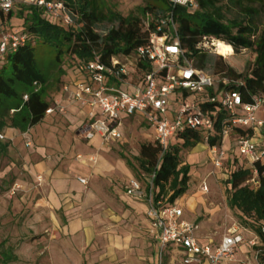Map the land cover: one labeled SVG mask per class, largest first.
Returning a JSON list of instances; mask_svg holds the SVG:
<instances>
[{
  "label": "trees",
  "instance_id": "obj_1",
  "mask_svg": "<svg viewBox=\"0 0 264 264\" xmlns=\"http://www.w3.org/2000/svg\"><path fill=\"white\" fill-rule=\"evenodd\" d=\"M47 1L63 2L75 15V24L63 25L36 4H26L16 12L0 13V33L22 32L27 36L24 47L0 61V132L13 128L25 133L42 122L51 106L48 98L53 88L60 84L69 70L77 72L82 63L95 60L110 65L111 59L117 56L135 59L134 53L149 44L153 32L159 35L167 33L174 37L170 18H173L177 28L182 52L193 62L196 61L195 66L205 73L207 55L199 49L202 39L213 38L232 46L235 53L225 57L222 66L215 64V73L224 75L222 79H216L220 89L238 90L245 104L252 103L255 97L264 96V22L254 9L256 5L264 9V0H196V8L173 7L169 0H158L164 3L163 8L147 4L139 10L141 15L130 13L128 16L110 10L105 12V6L100 0ZM225 2L243 9L242 13L244 17L248 15V19L241 17L224 24L226 18L220 4ZM157 11L163 16H158ZM14 21L21 22V25H15ZM105 22L115 26L102 37L95 27ZM235 29L236 32H233ZM39 47L54 50L55 54L49 62L44 63L39 59ZM241 51H251L255 55L253 64L246 65L245 60L239 56ZM231 59H235V65L230 62ZM136 69L131 77L134 83H138V77L144 73L151 72V63L148 60H137ZM223 79H228L229 85L224 86ZM35 83L40 86L38 90L34 87ZM25 95L28 96L26 102L23 100ZM185 95L187 97L189 94ZM214 96L215 93L210 90L204 97L208 99ZM200 105L211 114L215 122L214 133L207 141L201 130L188 131L181 136L182 143L171 145L162 158L161 148L155 141L140 150L137 161L141 174L151 176L155 173L153 190L156 191V200L166 197V203L173 204L187 194L191 168L182 163V152L191 151L202 143L210 148L222 145V129L224 124H229V112L219 101H206ZM234 132L242 133V130L234 128ZM9 146V143L0 141V157L8 154ZM238 158L235 155L224 169L230 188L227 205L231 210L240 212L243 218L240 228L257 238L259 244L254 249L262 263L264 163L255 165L258 187L252 188L248 182L254 178L253 170L244 164H237ZM127 163L131 167L128 160ZM16 260L15 257H5L7 262Z\"/></svg>",
  "mask_w": 264,
  "mask_h": 264
},
{
  "label": "built area",
  "instance_id": "obj_2",
  "mask_svg": "<svg viewBox=\"0 0 264 264\" xmlns=\"http://www.w3.org/2000/svg\"><path fill=\"white\" fill-rule=\"evenodd\" d=\"M169 2L173 7H197L196 0ZM26 3L43 8L50 17L65 26L75 24V15L63 2L28 0ZM12 11H17L16 0H0V13L7 14ZM169 23L174 37L167 33H151L149 44L134 53L135 59L117 56L111 59L110 65H104L97 60L82 63L77 70L81 76L80 80L71 84L64 83L62 91L69 95L72 101L90 107L89 130L99 136L106 145L122 139L123 118H145L155 131V142L161 148V158L170 149L171 138L181 139L188 131H205L204 140L207 141L214 133L215 122L200 104L219 101L231 118L228 120L229 124L223 125L222 145L209 147L213 155V165L219 170L223 168L228 154L224 145L234 133L237 144L232 151L243 159L242 165L253 170L254 178L248 184L253 183L258 187L255 165L262 163L264 159V118L259 116L264 109V96L255 97L252 103L245 104L238 90L220 89L216 78L199 70L193 60L184 55L173 18H170ZM26 41L27 36L22 32H1L0 61L24 47ZM210 41L213 46L217 40L204 37L199 49L204 50ZM137 60H148L152 70L138 77V83H134L131 77L137 71ZM229 83L228 79H223L224 86ZM34 87L37 90L40 88L36 83ZM210 90H213L215 96L206 99L204 96ZM186 93L189 94L187 97ZM23 100L26 102L28 96H23ZM55 111L54 108H49L46 115ZM60 112H64V109L60 108ZM234 128H240L242 133H235ZM4 140L5 136L0 132V141ZM29 145L28 143L27 146ZM154 179L155 173L149 176L151 189L148 192L138 180H131L126 195L134 199H148L150 233L156 242L158 256L162 257L168 248L174 247L181 252L183 264L235 262L238 246L243 242L238 233L240 227L235 224L216 246L203 245L197 235L198 226L183 219L182 208L167 204L164 199L156 200L153 191ZM80 182L84 185L87 183L84 179ZM203 191H209L207 185L203 186ZM258 244L255 238L252 245Z\"/></svg>",
  "mask_w": 264,
  "mask_h": 264
},
{
  "label": "rangeland",
  "instance_id": "obj_3",
  "mask_svg": "<svg viewBox=\"0 0 264 264\" xmlns=\"http://www.w3.org/2000/svg\"><path fill=\"white\" fill-rule=\"evenodd\" d=\"M26 1L28 0H16V10L23 9V6L27 4ZM100 1L105 6V12L108 10L115 11L123 16H128L130 13L141 15L139 10L146 7L147 4L158 9L164 7V3L158 0ZM243 4L247 5L246 2ZM220 5L226 18L223 20L224 24L232 23L228 21L245 16L240 7H234L226 2ZM254 7L264 22L263 7L260 5ZM157 12L158 16H163L160 11ZM244 18L248 19V15ZM18 24L21 25V22H15V25ZM114 26L105 22L97 24L95 29L100 36L104 37ZM233 32H236V29ZM222 43L226 42L222 41ZM203 53L207 55L205 71L217 80L222 79L224 75L215 73V64L222 66L225 58L215 52L211 41L206 45ZM234 53L235 51L231 46L227 54L230 56ZM38 54L39 59L47 63L55 53L52 48L39 47ZM239 56L245 60L246 65L253 64L255 60V55L251 51H241ZM230 62L235 65V59H231ZM194 64L196 65L197 62L194 61ZM123 123L125 125L124 138L121 142L111 146V152L116 157L121 158L123 155L130 162L133 177L148 192V189H151L149 176L141 174L137 157L143 146L153 144L155 131L143 117H134L133 119L132 117H125ZM75 132L78 133L79 131ZM202 134L205 137L206 132L203 131ZM86 143L83 140L81 144L75 143L74 146L83 147ZM179 143H182L181 139L171 138L172 146ZM25 149L28 150V147ZM200 149L196 146L191 151L181 153L182 163L191 168L189 190L186 194L187 198L182 204L186 208L184 209L186 218L199 226V236L202 239L218 240L235 224L239 227L241 224L243 225V218L239 211L231 210L227 205L230 188L227 185L228 177H226L224 169H216L209 160L207 151ZM73 159L77 165H89V158L85 156H76ZM262 163H264V159ZM23 167L24 158L18 150L16 152L10 151L7 155L0 157V259L2 253L7 252L6 257L14 258L15 254H19L22 258L34 259L36 264H45L48 254L45 248L50 247L51 242H53L50 238V230L54 227L50 215L51 209L44 201L45 188L41 185L42 183L32 181L31 186H28L30 178ZM77 179L79 180V178ZM85 180L87 181L86 186H88L89 181ZM130 181L121 183V189L125 193ZM204 185H207L208 192L202 190ZM249 186L257 188L253 183H250ZM155 194L156 191H154V196ZM143 202L147 204L149 209L148 199ZM103 205L106 208H111L106 201ZM100 206L102 205H96L95 202H92L89 205V211L86 213H84L82 206H78L77 210L70 214V221H76L81 228L76 235H70L66 238L70 244H75L80 248L78 251L80 264H181L180 257L169 248L162 257L156 253V242L150 233L151 220L148 211L145 216L149 222V227L143 228L142 223L139 225L131 224L134 229L130 232V236L128 231L131 228L130 223L121 224L119 227L118 223L112 222L109 218H103L102 209H99ZM239 230L243 232L242 236L245 243L243 248L238 250L236 261L232 264H262L255 253L254 247L257 245L250 244L255 240L254 235L241 228ZM143 232H147V235H142L141 238ZM110 236H118L122 240L130 239L131 243L128 244V242L123 241L124 244H122ZM69 264H74L73 260Z\"/></svg>",
  "mask_w": 264,
  "mask_h": 264
},
{
  "label": "crops",
  "instance_id": "obj_4",
  "mask_svg": "<svg viewBox=\"0 0 264 264\" xmlns=\"http://www.w3.org/2000/svg\"><path fill=\"white\" fill-rule=\"evenodd\" d=\"M80 78V74L72 70L65 73L60 84L53 88L48 98L51 103L50 108H54L56 111L51 115H45L38 125L25 133L13 128H7L2 132L5 136L4 141L10 144L8 153L18 150L24 158L23 168L28 172L30 178V180L28 179V186H31L32 181H35L42 183L41 185L45 188L44 201L51 209L50 215L54 226L50 230V238L53 242H51L50 247L45 248L46 252L48 251L45 264H69L71 260L74 264H80V255L78 254L80 248L75 244H70L66 238L70 235H76L81 228L76 221H70V214L75 212L78 206H82L84 213H86L89 211L90 203L95 202L96 205H102L99 209H102L103 218H109L112 222L118 223L119 227L125 223H130V226L131 224L139 225L142 223L143 228L149 227V222L145 216L148 211L147 204L143 202L145 199L130 198L121 189V183L135 179L127 159L123 155L121 158L116 157L111 152V146L123 140L125 125L122 139L109 145L104 144L102 139L93 132L87 135L86 133L90 131L88 121L90 107L72 101L69 95L62 91L64 83L71 84ZM60 108H63L64 112H60ZM259 114H261V118H264V109ZM77 130L78 133L75 132ZM82 139L87 142L85 146H74L75 143L81 144ZM236 140L234 133L226 140L224 149L228 154L224 160L223 168L220 170L225 169L228 162L233 160L235 154L232 149L236 147ZM28 143L29 146H27ZM25 147H28V150ZM197 147L207 151L209 160L213 164L210 148L205 144H199ZM76 156L89 158V165H77L73 159ZM238 159L237 164L243 163L242 158ZM81 179H87L89 185L82 184ZM186 198L185 194L172 205L182 208L183 219L189 221L186 218L185 205L182 204ZM160 199H164V197H160ZM104 201L108 202L111 208H106L103 205ZM132 229L134 226L128 229L130 236ZM125 232L127 233V230ZM143 233H141V238L142 235H147V232ZM238 233L242 236L243 232L238 230ZM197 235L203 245L212 246L218 245L224 236L218 240H207L202 239L199 232ZM116 237L110 236L122 244H124L123 241L128 242V244L131 243L130 239L122 240L118 236ZM242 238L243 242L238 246L237 252L243 248L245 243L243 236ZM252 242H250L251 245ZM169 249L173 253H177L180 257V263L183 264L181 252L174 247ZM6 254L7 252L2 253L0 264H36L34 259L22 258L19 254L14 255L17 258L16 261L7 262L5 261Z\"/></svg>",
  "mask_w": 264,
  "mask_h": 264
},
{
  "label": "bare ground",
  "instance_id": "obj_5",
  "mask_svg": "<svg viewBox=\"0 0 264 264\" xmlns=\"http://www.w3.org/2000/svg\"><path fill=\"white\" fill-rule=\"evenodd\" d=\"M213 47L215 48V52L217 54L222 55L224 57L229 56L227 54L228 49L231 48V46L229 44H226V43L223 44L222 41L217 40V41H215ZM230 55H232V54H230Z\"/></svg>",
  "mask_w": 264,
  "mask_h": 264
}]
</instances>
